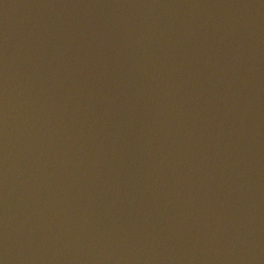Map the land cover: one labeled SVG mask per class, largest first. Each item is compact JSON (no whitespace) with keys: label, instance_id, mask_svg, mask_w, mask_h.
Masks as SVG:
<instances>
[{"label":"water","instance_id":"1","mask_svg":"<svg viewBox=\"0 0 264 264\" xmlns=\"http://www.w3.org/2000/svg\"><path fill=\"white\" fill-rule=\"evenodd\" d=\"M0 264H264V0H0Z\"/></svg>","mask_w":264,"mask_h":264}]
</instances>
